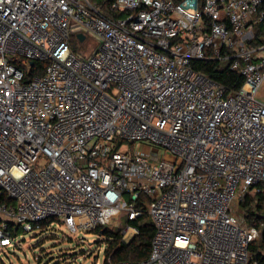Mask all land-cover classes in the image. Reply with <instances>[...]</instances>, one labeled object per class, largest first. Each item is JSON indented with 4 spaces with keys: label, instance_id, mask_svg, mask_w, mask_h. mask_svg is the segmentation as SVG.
I'll return each instance as SVG.
<instances>
[{
    "label": "built area",
    "instance_id": "2783aa9c",
    "mask_svg": "<svg viewBox=\"0 0 264 264\" xmlns=\"http://www.w3.org/2000/svg\"><path fill=\"white\" fill-rule=\"evenodd\" d=\"M109 10L0 0V248L17 246L13 224L91 230L146 212L149 257L108 264H250L260 232L239 206L264 195V42L253 43L264 0ZM86 32L101 39L89 57L74 41ZM196 59L226 62L242 85L229 90ZM36 60L47 65L32 76Z\"/></svg>",
    "mask_w": 264,
    "mask_h": 264
},
{
    "label": "rangeland",
    "instance_id": "374dc122",
    "mask_svg": "<svg viewBox=\"0 0 264 264\" xmlns=\"http://www.w3.org/2000/svg\"><path fill=\"white\" fill-rule=\"evenodd\" d=\"M85 42H75L79 54L89 57L100 47L101 39L90 32H86ZM28 68V65L26 66ZM34 76V74H32ZM258 98L264 102V85L260 89ZM133 147L136 144H132ZM152 143L146 146L149 150ZM161 154L164 150L160 149ZM160 154V155H161ZM242 212L239 206V212ZM126 211L118 218H113L106 225L110 230L121 232L125 239L133 236L134 231L127 226ZM13 234L17 246L0 248V264H104L106 248L109 244L108 236L104 231L96 228L91 230H70L62 218H52L42 223L40 229L24 230L21 226Z\"/></svg>",
    "mask_w": 264,
    "mask_h": 264
},
{
    "label": "trees",
    "instance_id": "16d2710c",
    "mask_svg": "<svg viewBox=\"0 0 264 264\" xmlns=\"http://www.w3.org/2000/svg\"><path fill=\"white\" fill-rule=\"evenodd\" d=\"M97 3L103 12L111 16L109 5L112 0H91ZM178 2L180 0H174ZM263 28L257 27L256 38L253 43L259 44L264 42ZM47 65L45 60H36L33 63L32 74L40 75L44 72ZM192 65L195 69L200 70L216 81L224 84L229 90L238 89L244 78L241 74L230 69L229 65L220 60H193ZM240 209L248 225L259 229V237L250 243L251 252L250 264H264V195L261 193L250 192L246 195L240 204ZM129 225L136 228L133 236L125 239L121 232L110 230L107 226H100L96 229L104 231L108 236L109 244L105 250L106 259L104 264L109 261L118 262L122 260L141 261L149 257L151 251L152 239L155 233V226L148 215L144 213L134 220H128Z\"/></svg>",
    "mask_w": 264,
    "mask_h": 264
},
{
    "label": "water",
    "instance_id": "95a60500",
    "mask_svg": "<svg viewBox=\"0 0 264 264\" xmlns=\"http://www.w3.org/2000/svg\"><path fill=\"white\" fill-rule=\"evenodd\" d=\"M78 37L80 38V40H83L85 36L80 33V34H78Z\"/></svg>",
    "mask_w": 264,
    "mask_h": 264
}]
</instances>
